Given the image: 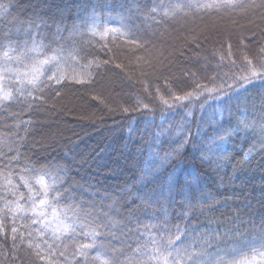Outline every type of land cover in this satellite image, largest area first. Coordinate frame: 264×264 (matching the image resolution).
Returning a JSON list of instances; mask_svg holds the SVG:
<instances>
[{"label":"trees","instance_id":"trees-1","mask_svg":"<svg viewBox=\"0 0 264 264\" xmlns=\"http://www.w3.org/2000/svg\"><path fill=\"white\" fill-rule=\"evenodd\" d=\"M0 5L8 9L0 8V75L16 97L0 104V264H16L10 252L13 226L20 264H34L36 252L48 257L49 246L52 264H85L77 251L91 243L83 233L92 230L103 231L105 244L122 250L133 264H156L150 259L153 238L174 239L177 225L184 235L175 247L206 252L203 264L221 257L239 264L264 251V155H257L264 141V0H0ZM177 32L190 36L179 35L176 41ZM51 56L57 62L46 66L47 75L58 63L69 79L63 86L45 80L41 102V90L20 81L29 78L35 61ZM253 71L261 77L241 90L238 78L251 79ZM221 86L222 92L212 95L226 94L224 104L218 99L200 108L175 100L188 94L199 100L205 89ZM77 99L86 102L81 114L72 108ZM225 121L240 123L241 134L204 153L210 164H202L195 149L180 157L202 177L195 207L186 208L180 219V210L163 198L137 201L129 222L121 205L144 190H160V182L149 183L152 174L144 170L171 171L160 167V158L178 146L186 131L190 138L204 139ZM253 145L245 162L240 153ZM69 158L83 188L69 193L67 185L56 182L59 194L52 190L47 198L59 222L49 208L50 226L44 228L33 223L41 218L32 215V201L21 194L42 198L36 181L43 177L52 184L63 175L56 165L68 164ZM42 165L52 167L43 172ZM63 225L71 227L65 231ZM138 244L145 255L135 254Z\"/></svg>","mask_w":264,"mask_h":264},{"label":"snow or ice","instance_id":"snow-or-ice-1","mask_svg":"<svg viewBox=\"0 0 264 264\" xmlns=\"http://www.w3.org/2000/svg\"><path fill=\"white\" fill-rule=\"evenodd\" d=\"M10 6L16 7V5H10ZM0 8L4 9L5 12L8 11V9L4 5H0ZM8 14L10 15V13ZM5 39H8V37H5ZM262 52H264V50H262ZM4 56L8 57V52H4ZM54 62H57V57L55 56H51L42 60L35 61L32 66L31 72L27 74L29 78L20 81L21 84L26 83L33 89L41 90V96H40L41 102H43L42 85L45 83V80L48 82L49 85L54 83L57 86H63L65 80L69 79V77L64 74L58 63L55 64L56 71L52 72L51 75H47L48 70L46 69V66ZM248 63H249V67H251V62L249 61ZM260 77H261V73H257L255 71L251 72V79L248 76L239 77L238 79L242 81L240 85V89L247 90V87L251 86L252 82L256 79H259ZM71 79H73L74 82L77 83L84 82L82 80L79 81L75 80V77H71ZM3 80L4 77L0 75V104L11 102L16 99L13 92L6 89ZM222 88L223 86H221L220 88L209 87L205 89L203 92L200 93L199 100H197L195 96L191 94L176 96L175 100L179 102L182 100L194 102L198 104L200 108H203L206 104H209V101H211L214 104L218 99L221 104H224L225 101L229 99V97L226 94L223 97L212 95L213 93L222 92ZM205 94H207V96L206 98H203L205 97ZM23 95L24 93L21 91L20 96ZM31 95L32 93L29 92L28 96ZM56 95H59V92H56ZM163 103L167 105L168 102L163 101ZM143 108L147 109L148 105L144 104ZM121 110L124 113L129 112L127 108H122ZM189 115H191V111H189ZM245 127H247V125H245ZM241 131L242 128L240 123H236L235 126H233L229 121H225L223 124H219V126L215 127L213 129L214 135H209V133H205L204 139H200L198 134L195 136H191L190 138V134L186 131L183 138L179 141L178 146L172 147L171 151L168 154L160 158V167H164L165 165H168V167L171 168V171L161 173L159 169L144 170L145 173L150 172L152 174L153 179L149 181V183H156L157 181L160 182V190L158 192L144 190L142 195H137L132 200H126L121 205V207L128 209L127 217L129 218V222H130V218H132L135 215V211H136L135 206L137 201L143 203L144 201L151 200L153 198H163L164 200L167 201L170 207H172L173 209L178 208L180 211H178L176 215L178 218L183 219L185 216L184 210L186 208L191 209L195 207L193 201L199 199L197 194L201 191L203 184H202V177L198 174H195L193 171H190L189 166L185 165L183 163V159H180V157L186 156L189 150L195 149V152L200 156L201 163L210 164L211 163L210 158L204 155V153L206 152L210 153L213 152L214 149L222 148L227 140H231L234 136H239L241 134ZM261 131L264 132V125L261 126ZM198 139H199V144H197ZM172 143L173 145H175L177 142L173 141ZM208 145L211 146L209 147ZM255 149H256V145H253L252 148H250L247 153L244 152L240 153L241 156L244 158L245 162L248 161L249 157L252 155L253 150ZM257 155H264V141L261 142ZM174 156L175 158H177V160L175 165L173 166L169 164V161L172 160ZM82 166L83 164L80 165V167ZM50 167L52 166L42 165L40 170L43 172H47ZM56 170L59 173H63V175L62 176L58 175L56 177V180H54L52 184H49L43 177H41L36 181V183L39 184L42 188V192L38 193V195L42 198L36 200L32 195L23 197V195L21 194L22 199H27L29 201H32L31 207L29 209L32 215L41 218L38 220H34L33 223H41L44 226V228H48L50 226L49 222H46L49 208H51V216L58 221L57 208L51 205L47 198L49 192L52 190H55L57 194H59V190L54 189V185L56 184V182L58 181L61 187L67 185L68 187L66 191L69 193L73 189L83 188V185H81L80 182L74 178L73 173H75L76 176H79L80 173L77 167L75 166V164L71 162L70 158L68 164L56 165ZM96 175L98 176L100 175V173L98 172ZM20 179L24 181V184L28 187L29 193H31L33 189L31 184H29L28 180H26L23 176H21ZM81 179H84V177H81ZM9 183H11V181H9ZM97 183L99 184L100 182L97 181ZM88 187L92 188L95 187V185L89 183ZM104 199L110 200L112 199V197L104 196ZM114 202L117 204L120 203L119 200H116ZM5 207L9 208L10 205L6 204ZM17 207H19V205H17ZM20 211L23 212L24 209L20 208ZM120 215H124V213H120ZM111 222L115 223V221H111ZM60 223L63 224V222ZM166 223L167 221H165V224ZM260 226L261 229L264 230V217H261ZM0 227H3V225H0ZM63 227L64 230L67 231L71 227V225H63ZM162 229L165 231L167 230V228L163 226ZM175 232L176 235L174 239L165 237L163 235L160 236L159 239L153 238L152 241L153 249L150 259L155 260L156 264H187L188 261H192L193 264H203L202 258L205 255H207V253L204 251H200V252L188 251L183 247L182 244L180 247H175L176 243L181 240V236L184 235V232L179 225L175 226ZM11 233H12L13 244L11 245L10 252L14 257L12 261H15L16 264H20V258L15 255L17 251V245L15 241L18 238L17 228L15 226L11 227ZM43 234L44 233L41 232V235ZM83 235L89 236L91 238V243L81 244L77 251V255L83 258L85 264H133L132 258L127 257L122 250H119L114 247H110L109 245L105 244L104 242L105 233L103 231L97 232L96 230H92L83 233ZM261 242L262 244H264V237H261ZM31 247L32 245L30 244L29 250L31 249ZM35 247L39 248V245H36ZM93 250L95 251V254L90 255V252H92ZM129 251H133L131 246H129ZM221 251H226V250H221ZM134 252L135 254H138L140 256L146 254L145 249L139 244L136 246ZM182 252L184 253L183 255H181ZM59 255L63 257L64 254L61 252L59 253ZM51 256H53V253L51 251V247L49 246L48 257ZM48 257L43 255L41 252H36L34 264L42 260H47V264H52V261L48 259ZM121 257H124V260H122ZM5 260H7V257H5ZM214 264H237V261L225 260L221 257L215 259ZM239 264H264V251L256 250V254L253 255L251 258L248 257L241 258L239 260Z\"/></svg>","mask_w":264,"mask_h":264},{"label":"rangeland","instance_id":"rangeland-1","mask_svg":"<svg viewBox=\"0 0 264 264\" xmlns=\"http://www.w3.org/2000/svg\"><path fill=\"white\" fill-rule=\"evenodd\" d=\"M207 30V28H205V30L204 31H206ZM177 34H178V36L177 37H175V39H176V41H179V39H180V36L179 35H184V34H187L186 32H177ZM196 34H198V33H196ZM188 36H190L189 34H187ZM78 100V99H77ZM74 102H76V100L74 99ZM86 107V102H85V100H83V99H79L78 101H77V105H73V109H75L76 110V112L77 113H82V111H83V109Z\"/></svg>","mask_w":264,"mask_h":264}]
</instances>
